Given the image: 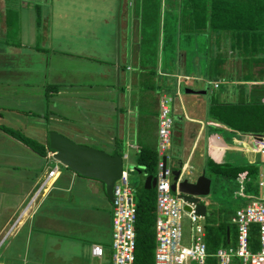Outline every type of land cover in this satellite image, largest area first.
I'll return each mask as SVG.
<instances>
[{
    "label": "crops",
    "instance_id": "1",
    "mask_svg": "<svg viewBox=\"0 0 264 264\" xmlns=\"http://www.w3.org/2000/svg\"><path fill=\"white\" fill-rule=\"evenodd\" d=\"M19 2L17 6L11 7L6 3V0H0V97L7 96L9 103L18 102L17 98H24L27 94H30L28 86L31 83L27 81V76L26 78L22 76L20 69L23 68V73L32 70L24 68L22 62H17V59L23 57V45L33 44L38 33L42 43L41 46H43L45 43L43 36L48 33V23L53 21L47 15L40 16V25L38 28L35 26L34 6L37 5L41 8L40 2H44V5H46V0H20ZM143 6V0H125L120 16L121 6L118 3L117 8L115 7L117 13L116 31L114 23L110 25L106 22V19H103V22L107 23L105 25H98V23L94 25L86 24L83 30L85 33L83 41H86L87 46L81 47L79 50L67 52V55H65V51L59 49L60 47L51 48V54H57L58 56L56 58L58 64L56 66L54 64V71L52 69L54 72L53 79L51 83L46 85L47 88L49 86L57 87L56 89L51 88L48 93L52 97L54 105V115L51 120L55 122L62 120L61 118L64 115L58 108L65 110L70 106L78 105V107L76 106L78 110L81 107L85 108V115L82 118L85 120L84 124L91 129V133H94L93 130L100 133L104 127L114 126L116 136L119 133L118 139L126 137L125 142L138 148L141 145L155 147L157 99L160 95L167 94L173 98L171 104L173 118L171 139L176 144L174 147L179 153L176 159L171 158L168 164L171 168L180 162L189 166L191 170L196 169L201 173L203 172V166L208 161L228 165H242L260 161V168L263 169L264 162L262 158H257L258 154L252 150L253 144L249 137L250 133L231 130L225 125L213 121L208 115L211 102L210 94L214 89H218L221 83L242 85L246 87L247 91L244 88L242 93L241 91L236 93L235 90L229 89L222 95L220 94V97L216 100L218 102H235V99L247 98L252 85L260 84H251L249 83L251 81L241 82L245 81L243 79L230 80L226 78L225 76L229 71L235 72V66L228 58L218 57L220 53L212 57L214 58L212 60L214 71L210 75L205 71L207 59L203 56L196 55L190 60L191 65H186V50L184 51L181 48L179 42H177L173 52L169 50L168 46L163 47L164 32L161 26L163 21L161 11L158 18H153L152 15L143 13ZM7 8L10 10L8 15L6 13ZM23 8L26 11L24 24H26L27 37L24 44ZM177 17L179 20V16ZM12 25L15 30L12 36H8L9 28ZM128 32H130L129 35ZM220 33H223L225 39L229 38L228 32L223 31ZM200 35L206 36L202 32L197 34L195 38ZM211 36L214 38L216 34L212 33ZM176 38H180V36L176 35ZM153 39L157 41L156 50L154 49L155 42ZM161 39H163L162 42ZM163 48H166V51ZM151 50L155 51V57L151 58L153 53ZM159 52L164 53L163 56L168 61L169 68L167 64H160ZM230 52L232 53V51ZM59 56H66L73 59V61L64 60L61 62ZM76 59L82 62L78 64ZM120 60L125 62L124 70L118 69ZM227 61L228 65L231 66L225 67ZM140 62L144 65L141 66ZM76 75H82L83 80L73 82ZM184 76L188 78L186 81L192 83H185L186 81L182 79ZM208 81H219L220 83L216 88L207 85V88H209L204 94L183 92L184 88L195 91L204 89ZM2 108L0 107V109ZM22 112L24 115L29 113L32 116L38 115L29 110H23ZM2 118L0 111V125L6 126L7 122ZM69 132L70 135H77L75 130ZM76 132L79 133L81 140L71 139L77 143L87 144L84 143L87 142L85 140L87 133L80 130ZM0 133L9 137L2 131ZM58 133L60 132L58 131ZM23 134L25 135L24 132ZM8 139L13 138L9 137ZM113 141L112 134L105 135L101 142L102 149L104 146L111 149V151L115 150V147L120 148L117 146L118 143ZM115 141H117L116 137ZM9 142L13 145V150L0 149V167H3L0 170V176H7L10 179L16 177L18 184L17 187L12 188L10 193L4 192L5 187L0 188V200L9 198V202L2 205L9 212L8 216L2 219V223L10 220L22 203L25 207L46 175L47 168L45 165L47 166L48 161L17 140ZM16 150L20 153L18 158L15 157L17 155ZM22 156L29 157L32 163H24V166L20 165V163L23 164ZM14 160L18 162H14ZM35 160L37 167L33 169L36 163ZM194 173L195 171L191 173L193 179L196 177ZM212 177H209L210 180ZM215 178L217 181L221 180V182L229 181V179L221 176ZM141 179H143L142 176ZM193 179H190V181ZM31 200L34 201L33 205L24 214L21 213L25 211L29 204L24 209L21 207L22 209L19 213L17 212L0 238V241L3 237L5 238L2 243L5 240L11 241L13 239L16 246L13 247L15 251H7L5 257L1 256L0 253V259L4 264H23V259L19 258L24 237L27 233L25 231L23 233L22 225L23 220L29 219L33 212L43 211L42 213H44V211L54 210V213H56L59 209L76 210L80 207L83 209L82 212L87 213L86 217L83 216V219L88 221L85 224L88 227H99V229L103 227L102 232L106 231L108 233V242L103 239L99 240L101 237L97 239L94 234L92 239L86 241L79 236L77 237L76 255H81L79 260L88 257V264H102L105 258H107L105 264H111V202L105 194L101 181L83 177L71 170L62 168L58 175L51 180L50 186L42 194L37 195L36 198L33 197ZM202 200L206 206V213L215 211L218 206H221L219 200H209L207 196ZM42 215L44 216V214ZM104 224L109 226L108 230L104 228ZM84 241L87 247L85 251L81 247V242ZM92 243L102 246L103 255L100 259L91 256L90 245ZM8 247V245H5L4 251Z\"/></svg>",
    "mask_w": 264,
    "mask_h": 264
},
{
    "label": "rangeland",
    "instance_id": "2",
    "mask_svg": "<svg viewBox=\"0 0 264 264\" xmlns=\"http://www.w3.org/2000/svg\"><path fill=\"white\" fill-rule=\"evenodd\" d=\"M20 0H6V3L9 4V6H17L20 2ZM160 4L161 7V13L163 15V21L161 23L162 31H167L166 28L169 25H165V21L169 22L172 19H175V17H170L167 14L168 7L174 6L175 9L178 10V7L181 5L180 0H156ZM202 1V0H201ZM123 2L125 0H46V5H44V2L41 3V16L47 15V17L50 20H53L52 23H48L47 26L48 33L46 36H43V41H45L44 45L41 46V39L39 34L37 33V37L35 36V42L31 45H25L27 41L26 37V24H24L26 20V11L23 8V57H20L17 59V62H22L23 67L27 68L29 70H32L30 72L23 73V68L20 69L22 72V76L26 78L27 81L31 84H29V90L30 94H27L24 98H17L18 102H10L8 101V97H0V107H4L0 109L1 115L4 118V121L7 122L6 126L10 127L12 129H16L20 132H24L26 136H29L33 139H35L39 143H44L46 140L45 132L46 130H55L59 131L62 135L66 136L69 139L74 140H81V137L79 136V133L76 131L80 130L81 132H86V141L84 145L91 146L96 149H100L106 152H110L111 149H108L106 146L102 149L101 142L103 141V138L107 134H112L114 143H118V147L122 149V151L125 149V140L126 137L119 138L118 135L116 136V130L115 127H104L100 133H96L94 130V133H91V129L88 127V125L84 124L85 120L82 118L83 115H85V108L81 107L80 110L76 108L78 105H73L66 108L65 110H60L62 115H64L60 120V122H55L51 120L53 117V111H54V105H53V99L48 93L51 90H48L46 85L51 83L52 77L54 75V70L56 64H58L57 61V54L52 55L51 54V48H59L62 51H65V55H67V52L79 50L81 47H85L86 41H83L84 36V26L86 24H107L106 22L113 24L114 23V29L116 31V8L119 3L121 6L120 10V16L122 15V9H123ZM151 5L154 4V1L149 2ZM116 7V8H115ZM72 9H74L72 11ZM48 10V11H47ZM34 11V10H33ZM47 11V12H45ZM176 11V10H175ZM177 12V11H176ZM165 14V16H164ZM35 15V13H34ZM103 19H106V22H103ZM168 29V28H167ZM15 30V27L13 25L9 28L8 36H12L13 32ZM122 30V29H121ZM130 32H128V35ZM166 33L163 34V37L165 38ZM212 32L207 31L206 36L200 35L197 38H189L187 44L185 46H181L182 49L186 50V65H191L190 60L194 58L196 55L200 57H204L207 59V63L212 66V60H214L215 55L220 53L219 56H224L229 59V61L235 66V72L229 71L226 78L230 80H239L243 79V75L246 74L247 77H249L248 81H253L262 79L264 76L259 77L260 71H264V61L258 60V62H251L248 57L246 59L247 61H250V63L246 62L243 57L237 56L229 47V42L227 39L224 38L223 33L216 32V37L211 36ZM7 36V37H8ZM18 39V38H17ZM12 40V39H11ZM17 41V40H14ZM120 41V39H119ZM163 39H161V42ZM40 49V50H39ZM43 52H42V50ZM232 51V53L230 52ZM159 62L160 64H167L168 61L165 59L164 53L161 54L159 52ZM263 56V55H262ZM66 56H59L60 61L63 62L64 60H67L68 62L73 61V59H70L68 57L64 58ZM210 59V60H209ZM77 60V59H76ZM127 61V60H126ZM60 62V63H61ZM78 64L82 61H78ZM206 62V61H205ZM55 64V66H54ZM125 62L122 60L118 63V69L124 70ZM231 66L228 65V61L225 62V67ZM233 66V67H234ZM232 67V68H233ZM169 68V66H168ZM53 69V71H52ZM252 74L254 75H251ZM226 73V71H225ZM235 73V74H234ZM82 75H76L74 77L73 82H79L82 79ZM42 82V83H41ZM241 82H247V81H241ZM183 83V82H182ZM185 83H192L191 81H186ZM242 85H231L227 83H221L219 85L218 89H214V91L210 94L211 102H214L218 100L220 97V94L222 95L226 91L235 90L234 92L241 91ZM24 99V100H21ZM21 100V101H20ZM237 101V99H235ZM2 102V104H1ZM171 108V104H169ZM23 110L30 112H33L34 114H38L36 116H32L31 113L28 115L23 114ZM57 113V112H56ZM64 113V114H63ZM51 116V117H50ZM2 118V119H3ZM127 122V120H125ZM9 122V123H8ZM99 129V127H98ZM75 130V133L77 135H70L71 133L69 131ZM84 130V131H83ZM90 130V131H89ZM42 131V132H41ZM5 136V137H4ZM115 137L117 138V141H115ZM122 137V136H121ZM6 135H2L0 133V149L11 151L13 150V145L9 141H15L14 139H8ZM71 139V140H72ZM73 141V140H72ZM77 143V142H76ZM81 144V143H80ZM176 144L173 143L171 136H170V142L169 146L165 151L164 154L167 157V164L171 161V158L176 159V156L179 154L177 152L176 147H174ZM25 150V149H23ZM127 159L126 161L123 160V169L127 171V179L131 186H133L135 183H142L143 179H141V176L138 174V167L135 166L133 163L134 158V149L131 147H127ZM28 153H31L28 150H25ZM22 152V151H21ZM17 155H15L16 158H18V155L20 154L18 150L15 152ZM23 153V152H22ZM34 154H32L33 156ZM34 157V156H33ZM23 158V164L20 163V165L24 166V163H32V160L27 156H22ZM35 158V157H34ZM257 158L261 159L262 157L257 155ZM13 162V161H11ZM14 162H18L17 160H14ZM36 162V160L34 161ZM52 163H54L53 160H51ZM259 166H261L260 161L256 162ZM60 169H62V165L60 163H57ZM37 167V162L34 164L35 169ZM46 167V165H45ZM67 170H69L67 167H65ZM3 169V167H0V170ZM261 169V168H260ZM263 170V169H261ZM195 171L196 177L200 174L199 171L196 169L191 170L193 173ZM185 177L188 178V180L193 179V175ZM195 177V178H196ZM15 179H10L7 176H0V188L5 187L4 192L10 193L12 191V188L17 187L18 182H16L18 179L14 177ZM22 178V177H21ZM7 182V183H6ZM248 181H244V187H247ZM240 186V184L233 180H229L228 182H221L217 181L215 177L211 178L210 183V189L209 193L207 195L208 199H216L221 202V204L224 207L228 208H235L238 205H240L242 200H245L243 196H235L236 189ZM258 192L251 191L249 193L250 195H256ZM247 194V192H246ZM31 198V197H30ZM30 198L25 205V207L30 203ZM9 202V198H3L0 200V238L6 231V229L9 227L12 219L15 218L17 212L22 209V205L17 209V211L14 213L12 218L8 220L7 222L2 223V219L5 218V216H8V210L4 209L2 205H5ZM34 201H32L29 206L25 209L23 214L33 205ZM210 203V202H208ZM23 207V209L25 208ZM82 208L76 210H68L62 209L58 210L56 213L53 211H37V213L33 212L32 215H30L29 219L23 220V233L24 231L27 233L24 237L23 241V248L21 252V256L19 259H23V264H88V257L81 258L79 260L80 254L76 255V251L78 248V240L77 237L83 238L85 241L87 239H92V235L99 239V240H105L108 242V233L102 232V228H94L92 226L88 227L85 223L88 221L86 219H83V216H87L85 211L82 212ZM44 214V216L42 215ZM3 225V226H2ZM31 225L33 226L31 228ZM105 225V224H104ZM21 226V227H22ZM105 229L108 230L109 226L105 225ZM234 230L235 226L233 224H229V232H230V243L233 245L234 243ZM182 233L184 236L187 237L189 233V221L186 218V215H182ZM5 239V238H4ZM3 239V240H4ZM2 240V241H3ZM81 242V247L83 250H87L86 243ZM5 245H8L9 247L7 250L4 251ZM15 240H5L3 243H0V253L1 256L5 257V254L7 251H15ZM19 249V248H18ZM207 253V252H206ZM105 260L107 261V258L103 259L102 264H105ZM188 264H196L194 261H189Z\"/></svg>",
    "mask_w": 264,
    "mask_h": 264
},
{
    "label": "trees",
    "instance_id": "3",
    "mask_svg": "<svg viewBox=\"0 0 264 264\" xmlns=\"http://www.w3.org/2000/svg\"><path fill=\"white\" fill-rule=\"evenodd\" d=\"M151 1H154V4L151 5L149 3ZM180 1L181 5L178 10L174 6L168 7V16H174L175 19L164 23L169 26L167 27L168 29L166 28L167 31H163L166 33L163 47L168 46L169 50L173 52L177 42L181 46H185L189 38H194L202 32L206 34L207 31L212 33L225 31L229 34V38H227L229 47L237 56L248 57L251 62L264 61V0ZM143 5L142 11L144 14L158 18L161 11L158 1L143 0ZM9 11L7 8V15ZM34 13L35 26L38 28L41 16L39 6H34ZM177 16H179V20ZM176 35H179L180 38H176ZM153 41L155 42L154 49L156 50L157 41L156 39H153ZM163 50L166 51V48H163ZM151 52H153L151 58L155 57V51L151 50ZM218 57L220 56L218 55ZM248 58H244V60L250 63V61L246 60ZM140 65L143 66L144 64L140 62ZM205 71L210 75L214 70L207 63ZM251 75H253L252 72ZM261 76H264V71H260L259 77ZM243 77L245 81H248L249 77L246 74ZM257 80L261 79L258 78ZM51 88L56 89L57 87L49 86L47 89L50 90ZM244 88L246 89L245 86H242L241 93ZM263 93L264 85H252L250 92H248V97L246 96L247 98L242 97L235 102H210L208 115L213 121L221 123L231 130L264 135V104L260 102ZM0 131L23 143L38 156L43 157L45 155L46 148H48L47 139L42 144L22 132L4 125H0ZM111 153H115V150L111 151ZM156 161L155 147L141 145L138 151L134 153L133 163L138 167L142 178L145 175L154 176L156 174ZM243 171H246V178L249 182L244 191L247 193L259 191L256 195L264 194V186L260 188L257 184L258 172L262 171L264 173V167L261 170L257 163L228 165L226 163L208 161L203 166V172L206 176H221L233 180L235 183L238 174ZM132 188L135 200V219L133 224L135 232L134 259L132 264H153L154 188L145 189L141 182L135 183ZM245 202L246 200H242L238 206L244 205ZM219 205L221 206H218L215 211L207 212L204 215V242L207 252L204 264H217L214 256L216 248L232 245L229 242V224H231L229 218L234 213V210L224 207L221 203ZM226 228L228 229L227 236ZM248 246L252 251L259 247L257 225L254 223L249 225ZM233 264H236V260H234Z\"/></svg>",
    "mask_w": 264,
    "mask_h": 264
},
{
    "label": "built area",
    "instance_id": "4",
    "mask_svg": "<svg viewBox=\"0 0 264 264\" xmlns=\"http://www.w3.org/2000/svg\"><path fill=\"white\" fill-rule=\"evenodd\" d=\"M186 80L187 77H182ZM212 88H216L219 81L208 82ZM251 84L264 85V78L251 81ZM173 98L170 95L162 94L157 99L156 116V179L154 184V250L153 264H188L194 261L196 264H204L206 258V245L204 242V216L193 212V205L190 211L183 210L184 201L179 197L178 191L171 192L169 178L170 167L161 171V156L169 147L173 118L171 108ZM264 104V93L260 98ZM253 144L252 150L262 157L264 162V135L249 134ZM126 157V154L123 155ZM47 172L35 192L30 198L42 194L59 173L60 168L57 161L53 159V152L46 151ZM54 161V163L51 162ZM189 175V171L185 172ZM178 180L180 178L178 177ZM246 171L238 174L236 183L240 186L236 189L235 196H243L246 200L244 205L235 208L230 216L229 222L235 226V243L226 247L219 246L214 252L217 264H264V194L250 195L244 191ZM257 184L260 188L264 186V173L258 172ZM29 203V204H30ZM204 205L205 203L202 202ZM206 209V206H205ZM185 214L189 221V233L186 236L182 233V215ZM135 200L134 190L128 182L125 170H122L120 177L114 182L111 201L110 218V259L111 264H132L134 259V224ZM257 225L258 249L252 251L248 246V230L250 224ZM4 237L1 239L0 242ZM92 257L100 259L103 255V248L100 244L90 245ZM0 264H4L0 259Z\"/></svg>",
    "mask_w": 264,
    "mask_h": 264
},
{
    "label": "water",
    "instance_id": "5",
    "mask_svg": "<svg viewBox=\"0 0 264 264\" xmlns=\"http://www.w3.org/2000/svg\"><path fill=\"white\" fill-rule=\"evenodd\" d=\"M207 90V85L201 90H192L184 88L185 93L204 94ZM48 149L54 152L53 158L67 167L77 175L93 178L102 182L104 191L109 201L112 200V190L114 182L120 177L122 170V158L120 154L115 152L110 154L106 151L93 148L84 144L76 143L66 136L54 130H48L47 135ZM163 171L165 167V156L161 157ZM181 163L178 162L170 171V190L178 191V196L182 198L184 204L183 210L190 211V205H193V212L197 215H205V205L202 199L208 195L210 189V178L201 172L193 180L183 178L177 180L180 173ZM155 177L146 175L143 178L142 186L145 189L153 187ZM228 229L226 228V236ZM228 242V241H227Z\"/></svg>",
    "mask_w": 264,
    "mask_h": 264
},
{
    "label": "clouds",
    "instance_id": "6",
    "mask_svg": "<svg viewBox=\"0 0 264 264\" xmlns=\"http://www.w3.org/2000/svg\"><path fill=\"white\" fill-rule=\"evenodd\" d=\"M186 80H188V78L186 79ZM186 80H184V81H186ZM208 82H210V81H208ZM207 82V84L206 85H209V83ZM209 88V87H208ZM207 88V89H208ZM156 116H157V114H156ZM48 130H46V132H47ZM45 132V135H47V133ZM171 132H172V130H171ZM45 143V142H44ZM156 145V144H155ZM118 146V145H117ZM125 146H126V148L127 147H132L133 149H134V151H138V147H136L135 145H132V144H129L128 142H125ZM48 147V146H47ZM52 151V150H50V149H48V148H46V151ZM156 150V149H155ZM53 152V151H52ZM115 152H117L118 154H120V156H121V158H122V163H123V160H125L126 161V159H127V150L125 149V150H123L122 151V149L121 148H117V147H115ZM46 154V153H45ZM53 154H54V152H53ZM110 154H114V153H110ZM124 154H126V157L124 158L123 157V155ZM157 156V155H156ZM162 156H165V167H166V165L167 166H169L168 164H167V157H166V155L164 154V155H162ZM161 156V157H162ZM45 157V155L43 156V158ZM45 159V158H44ZM54 159V158H53ZM55 160V159H54ZM160 160H161V158H160ZM55 161H57V160H55ZM58 162V161H57ZM157 162V161H156ZM58 163H60V162H58ZM61 164V163H60ZM62 165V164H61ZM62 167L63 168H65V166L64 165H62ZM164 167V168H165ZM170 167V171H171V166H169ZM46 168H47V166H46ZM157 168V167H156ZM122 170H124L123 169V166H122ZM121 170V171H122ZM187 171H189L190 173H189V175H187L185 172H187ZM47 172V171H46ZM139 173V172H138ZM191 168L189 167V166H186L184 163H181V168H180V173L178 174V177L180 178V180L181 179H183V178H186L187 180H188V178L187 177H185V175H187V176H190L191 175ZM126 174H127V171H126ZM171 174V173H170ZM156 175V174H155ZM155 175H154V177H155ZM146 176V175H145ZM155 179H156V177H155ZM178 181V178H177V180H176V182ZM170 184V183H169ZM153 188H154V186H153ZM172 192V191H171ZM112 201V200H111ZM32 206V205H31ZM237 208V207H236ZM206 211V210H205ZM21 214H23V211H22V213ZM204 216V215H203Z\"/></svg>",
    "mask_w": 264,
    "mask_h": 264
},
{
    "label": "bare ground",
    "instance_id": "7",
    "mask_svg": "<svg viewBox=\"0 0 264 264\" xmlns=\"http://www.w3.org/2000/svg\"><path fill=\"white\" fill-rule=\"evenodd\" d=\"M126 171V170H125ZM132 187V186H131ZM135 233V232H134Z\"/></svg>",
    "mask_w": 264,
    "mask_h": 264
}]
</instances>
